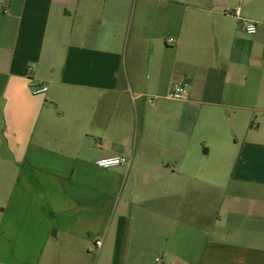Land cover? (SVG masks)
Here are the masks:
<instances>
[{
	"label": "crops",
	"instance_id": "0c3cea01",
	"mask_svg": "<svg viewBox=\"0 0 264 264\" xmlns=\"http://www.w3.org/2000/svg\"><path fill=\"white\" fill-rule=\"evenodd\" d=\"M256 49L264 0H0V264H264Z\"/></svg>",
	"mask_w": 264,
	"mask_h": 264
},
{
	"label": "built area",
	"instance_id": "2783aa9c",
	"mask_svg": "<svg viewBox=\"0 0 264 264\" xmlns=\"http://www.w3.org/2000/svg\"><path fill=\"white\" fill-rule=\"evenodd\" d=\"M232 15L239 20L240 29L247 35H254L258 29V23L255 21H251L240 16V9L237 8L233 11ZM170 42H173V39H170ZM189 88V83L185 80L173 82L170 86V89L167 93L166 98L174 101L184 100L187 96ZM47 91L46 87H41L36 90L35 93H44ZM158 97H154L150 99V101L157 100ZM129 164V159L123 155H112L102 157L97 160L96 165L103 169H112L121 167ZM101 244L100 241L96 242V245L99 246ZM161 259L157 258L156 263H160Z\"/></svg>",
	"mask_w": 264,
	"mask_h": 264
},
{
	"label": "rangeland",
	"instance_id": "374dc122",
	"mask_svg": "<svg viewBox=\"0 0 264 264\" xmlns=\"http://www.w3.org/2000/svg\"><path fill=\"white\" fill-rule=\"evenodd\" d=\"M261 61H264V49L260 50V49H256L254 54H253V57L251 59V57H248L247 59V63H248V68H249V65H254V66H257L258 64L261 63ZM254 73H247V86L248 87H259V86H264V82L263 81H259V79H256L254 78L253 76ZM249 115H251L252 119H253V123H256L258 122L260 119H262L263 115L262 113H258L256 115L255 112H249ZM253 129H252V132L251 130L249 129L248 127V130L246 131L247 135L250 137L252 135H262L264 136V126L261 128V130L258 132L257 130V125H252ZM96 256V252L95 251H91V253L87 256L88 257V262L87 264H93V260H94V257ZM151 257L154 258L156 257V254H153L151 253V255H148L147 258L148 260L150 261L151 260Z\"/></svg>",
	"mask_w": 264,
	"mask_h": 264
}]
</instances>
